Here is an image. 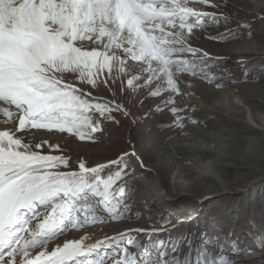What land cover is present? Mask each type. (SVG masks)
<instances>
[{"label":"snow or ice","instance_id":"1","mask_svg":"<svg viewBox=\"0 0 264 264\" xmlns=\"http://www.w3.org/2000/svg\"><path fill=\"white\" fill-rule=\"evenodd\" d=\"M197 4L217 7L211 0H0V102L7 106L0 111L11 119L14 106L16 131L30 127L92 139L101 129L88 113L115 123V112L127 113L114 100L85 98L66 74L96 87L105 69L127 76L128 60L148 73L146 84L160 81L152 96L161 90L178 93L176 73L197 75V62L181 58L199 51L187 43L188 36L205 17L217 20ZM140 78L131 75L127 85L133 87ZM128 155L95 167L81 161L78 172L61 171L68 159L33 151L15 133L0 130V264H230L225 255L196 248L188 239L185 246L153 240L162 228L130 229L92 244L85 235L48 250L49 242L69 227L103 222L97 214L101 206L111 220L124 219L130 207L124 203L126 186L117 181L126 174ZM113 165L115 173L101 177ZM133 231L148 237L139 258L120 244L139 248Z\"/></svg>","mask_w":264,"mask_h":264},{"label":"rangeland","instance_id":"2","mask_svg":"<svg viewBox=\"0 0 264 264\" xmlns=\"http://www.w3.org/2000/svg\"><path fill=\"white\" fill-rule=\"evenodd\" d=\"M211 2L217 7L194 5L215 13L217 20L205 17L203 26L194 28L188 36L187 43L199 51L195 56L185 53L181 58L197 62V75L176 73L178 93L161 90L152 96L150 93L160 81L146 84L148 73L141 71L138 62L128 60L127 76H116L115 69L109 75L105 69L96 87L66 74V81L86 92L85 98L114 100L127 113H114L119 123L95 111L88 113L101 129L92 134V139L80 140L68 133L30 127L16 131L19 113L15 109L12 121L0 122V130L15 133L23 143L31 145V150L68 159V166L61 167V171L78 172L81 161L86 167H95L129 154L124 158L126 174L117 181V186H126L124 203L130 207L124 219L111 220L101 206L97 214L103 222L81 229L69 227L49 242V251L81 234L80 238L86 235V243L92 244L130 229L162 228L165 230L153 240L185 246L188 239L196 248L225 255L230 264H264V174L257 168L264 165V148L260 149L264 135L259 136L260 130L245 124L251 114L257 117L254 125L264 124V0ZM131 75L141 77L133 87L126 82ZM170 99L173 103H168ZM238 102L244 103L241 106ZM173 107L178 109L176 113L171 111ZM84 131L87 134L90 130ZM211 132L220 143H213L214 138L208 135ZM183 138L195 144H183ZM254 139L261 144L249 146ZM210 142L227 150L214 152L222 183L203 173L213 149L200 148ZM37 144L42 147L36 148ZM116 170L113 165L100 175L107 178ZM132 235L137 237L139 248L126 245V241L120 244L128 247L129 255L139 258L148 237L144 232L133 231ZM115 247L107 251L111 253Z\"/></svg>","mask_w":264,"mask_h":264},{"label":"bare ground","instance_id":"3","mask_svg":"<svg viewBox=\"0 0 264 264\" xmlns=\"http://www.w3.org/2000/svg\"><path fill=\"white\" fill-rule=\"evenodd\" d=\"M67 82L68 83H71L72 85H74L75 87H77V85H75V83L74 82H72V81H70V80H67ZM84 91V90H83ZM84 93H86V92H84ZM224 96L225 97H227V98H229L228 97V94H226V92L224 93ZM99 97H102L103 99H106L105 97H103V96H100L99 95ZM226 98V99H227ZM241 106H242V104L244 103H242V102H238ZM4 107H7L6 105H4L2 102H0V108H4ZM232 107V106H231ZM230 108V107H229ZM238 108H239V106H238ZM237 108V109H238ZM241 108H243V107H241ZM241 110V109H240ZM13 111H14V106H13ZM255 115V114H254ZM249 118H247L246 119V121H245V124L246 125H250L251 124V126H253V127H255L258 131H259V133H258V135L260 136V135H264V124H260V127H259V125L257 124V125H254V123H257L256 122V119H257V117L255 118V116H253L252 114H251V116H248ZM261 118V117H260ZM8 120H10V121H12V118L11 119H7L5 116H4V114H3V112H0V122L1 123H3V122H6V121H8ZM244 122V121H243ZM262 122V121H261ZM13 127V126H12ZM254 130V129H253ZM210 137H212V138H214V141H213V143L214 144H217V143H220V142H218L217 140H215L216 138H217V135L216 134H214V133H212L211 132V134L209 133L208 134ZM185 137V136H184ZM191 137V136H190ZM264 138V137H263ZM187 139V138H186ZM218 140H220V139H218ZM188 141V142H187ZM180 142H182L183 144H187V145H189V144H195L193 141H189V140H184V138L180 141ZM190 142V143H189ZM211 143V142H210ZM214 144H208V145H206L205 143H204V145L203 146H201V150L202 149H213V152H211V156H210V158L208 159V161H207V166H206V170L203 172L206 176H213V177H215L216 179H218V181L219 182H221V178H220V174H219V172H218V170L216 169V161L218 160V158L217 157H214V152L217 150V151H223V152H226L227 150H224V147L222 146V147H219V148H216L215 146H214ZM261 143H259L258 141H256V139H254V140H251L250 141V144H249V146H251V147H253V146H256V145H260ZM262 148H260V149H262L263 150V148H264V145L263 146H261ZM216 148V149H215ZM223 149V150H222ZM262 153V152H261ZM137 157H139V155H138V153H137ZM257 166V165H256ZM264 165H259V166H257V168H258V171H261L263 174H264ZM222 183V182H221ZM223 185H225L226 186V190H229V191H231L230 190V188L225 184V183H223ZM224 191V192H227V191ZM204 212V211H203ZM191 216H193V214L191 215ZM80 236H82V234L81 235H79L78 236V239H80ZM59 237V236H58ZM65 241H63L62 242V244L64 243ZM62 244H61V246H62ZM56 247V246H55ZM52 250V249H51ZM50 250V251H51Z\"/></svg>","mask_w":264,"mask_h":264}]
</instances>
